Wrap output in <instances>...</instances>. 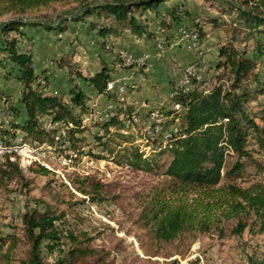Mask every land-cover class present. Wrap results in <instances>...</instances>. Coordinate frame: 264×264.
<instances>
[{
	"label": "rangeland",
	"instance_id": "obj_1",
	"mask_svg": "<svg viewBox=\"0 0 264 264\" xmlns=\"http://www.w3.org/2000/svg\"><path fill=\"white\" fill-rule=\"evenodd\" d=\"M104 1L108 0H57L40 12L25 15L24 20L56 23L70 13L77 14L88 4ZM226 2L223 5L216 0H174L164 2L156 11L142 13L134 9L137 20L151 30V37L138 36L129 28H123L119 35L111 33L101 37L90 29L88 22L113 23L93 16L69 23L61 33L27 26L24 37L15 32L7 35L8 38L18 36L20 49L32 54L36 71L45 73L46 88L54 93L67 90L70 79L83 85L74 74L93 73L100 69V60H106L113 71L110 82L114 83L111 90L116 89V103L132 104L137 114L125 132L131 144L114 133L109 141L113 151L109 152L94 138L96 129L90 126L79 144L80 152L73 154L68 149L58 155L53 152L52 158H48L55 171L49 170V174L43 175L30 170L36 165L20 166L21 177L17 173L11 178L0 177V264H18L29 257L30 245L21 216L27 209L43 207V204L57 213L63 212L61 224L84 238L85 245L97 250L86 264H264V231H259L258 223H252V215L246 217L248 226L240 234L232 232L237 222L232 217L221 221L219 229L183 232L168 242L155 239L150 223L145 225L144 221L155 190L166 187L170 181L164 172L171 156L168 152L158 153L170 141L171 137L167 136L173 128H179L178 120L170 121L171 117L167 116V111L174 107V89L191 88L194 79L204 80L200 88L212 86L215 75L223 72L217 71L215 65L217 48L230 34L222 23L228 25L235 17L230 5L251 6L256 1ZM171 11H176L177 17ZM9 17L0 16V23ZM209 18H216L217 23L212 24ZM197 22L203 26L200 38ZM237 46L244 47L247 55H254L255 70L264 81V50L254 53L253 38ZM8 59L6 53H0V106L8 109L13 105L21 113L22 88L14 78L16 65ZM223 78L225 86H229L226 71ZM86 91L91 96L88 105L92 108L83 120H100L113 103L106 95ZM244 108L256 124L264 127V94L251 96L244 102ZM7 109L0 116V126L10 130L13 116ZM19 113L15 110L16 119L20 120ZM151 113L158 116L153 119ZM13 132L16 135L13 143L31 142L23 139L19 129ZM123 146H136L143 157L154 161L153 170L145 172L132 169L124 161L117 162ZM246 149L249 155L242 159L245 168L241 175L234 179L224 177L221 184L264 183V148L259 146L253 128L249 129ZM65 158L70 160L65 163ZM235 160L236 155L228 154L224 171ZM89 182L101 185L98 196L92 197L78 189V186L89 188ZM57 254L44 253V261L54 264Z\"/></svg>",
	"mask_w": 264,
	"mask_h": 264
},
{
	"label": "trees",
	"instance_id": "obj_2",
	"mask_svg": "<svg viewBox=\"0 0 264 264\" xmlns=\"http://www.w3.org/2000/svg\"><path fill=\"white\" fill-rule=\"evenodd\" d=\"M56 1L0 0V16L10 15L0 23V53H6L8 60L16 65L14 78L22 88L19 99L22 103L21 113L13 105L8 109L0 106V116L6 109L13 116L10 130L0 126V141L9 144L16 136L13 131L19 129L23 139L32 143H51L56 155L68 149L74 154L80 152L79 144L85 139L84 133L93 126L96 129L94 138L109 152L113 151L109 148V141L114 133L131 144L125 132L137 113L132 104L116 103V89L107 88L113 71L106 60H100V69L93 73L74 74L83 85L70 79L67 90L54 93L46 88L48 78L45 73L36 71L32 54L20 49L18 36L27 35V26H40L44 30L61 33L67 30L69 23L85 21L93 16L98 20L110 19L113 23L100 25L97 20L88 22L90 29L96 30L101 37L106 38L111 33L119 35L123 28H129L138 36L151 37V30L137 20L134 9L142 13L156 11L164 2L174 0H108L88 4L80 8L77 14L70 13L56 23L24 20L25 15L40 12ZM216 1L228 4L227 0ZM255 1L251 6L229 4L230 9L235 11V17L228 25L222 23L230 34L217 48L215 69H222L223 72L215 75L212 86L200 88L204 80L194 79L191 88L173 91V104L179 107L169 109L167 116L171 117L170 121L178 120L179 129L158 153L168 152L171 156L164 172L170 181L166 187L155 190L144 216L145 225L150 223L157 240L168 242L191 230L204 233L212 227L219 229L221 221L232 217L237 219L232 232L240 234L248 226L246 217L249 215L254 217L252 223H258L259 231H264V183L256 181L247 186L233 182L221 184L224 177L237 178L245 168L242 159L249 155L246 149L249 129L256 131L258 144L264 148V127L256 124L244 108V102L251 96L264 94V81L255 70L254 55H247L244 47L237 46L253 38L254 53L259 54L264 50V0ZM176 11L170 14L177 17ZM209 19L212 24L217 23L216 18ZM195 25L200 38L203 26L198 22ZM10 32L18 36L8 38ZM225 71L230 79L227 87L223 78ZM42 76L45 77L44 84H41ZM87 89L90 93L106 95L113 103V107L100 120H83V116L92 108L88 105L91 96L87 94ZM15 110L22 115L20 120L16 119ZM62 130L64 136L61 135ZM228 154L236 155V160L230 169L224 171ZM120 158L116 161H124L136 170L150 172L155 166L154 161L143 157L136 146H123ZM34 165L30 167L31 171L43 175L50 173L49 169ZM14 173L22 176L18 161L11 160L9 154L3 155L0 159V177L11 178ZM89 184V188L78 186V189L92 197L98 196L101 185L98 182ZM62 216L63 212L57 213L47 204L27 209L22 214L30 249L29 257L18 264H47L44 253H58L54 264H86L88 259L95 257L97 250L85 245L84 238H79L73 230L65 228L61 224Z\"/></svg>",
	"mask_w": 264,
	"mask_h": 264
},
{
	"label": "built area",
	"instance_id": "obj_3",
	"mask_svg": "<svg viewBox=\"0 0 264 264\" xmlns=\"http://www.w3.org/2000/svg\"><path fill=\"white\" fill-rule=\"evenodd\" d=\"M124 57L126 58V54H123ZM114 83L109 82L107 85L108 89H111L113 87ZM189 89V88H187ZM178 104H174V108H178ZM154 117H157V113H151ZM135 120V119H133ZM155 120H157L155 118ZM178 127H174L173 130L168 134L167 137H173L172 135L177 134L178 132ZM61 135H65V132L62 130ZM59 136L56 137V140H58ZM170 138V139H171ZM169 139V140H170ZM54 147L51 143L49 142H43L41 144H36L32 142H22L21 144H17L16 142L13 143L12 141L8 144L6 141H0V159L2 158L3 155L9 154L11 160H17L19 165L21 167H28L30 165L38 164L40 166H43L51 171H55L50 164L48 163V158H52L53 152H54ZM70 160L68 158L66 160L63 159V162H67Z\"/></svg>",
	"mask_w": 264,
	"mask_h": 264
},
{
	"label": "crops",
	"instance_id": "obj_4",
	"mask_svg": "<svg viewBox=\"0 0 264 264\" xmlns=\"http://www.w3.org/2000/svg\"><path fill=\"white\" fill-rule=\"evenodd\" d=\"M92 93V92H91Z\"/></svg>",
	"mask_w": 264,
	"mask_h": 264
}]
</instances>
